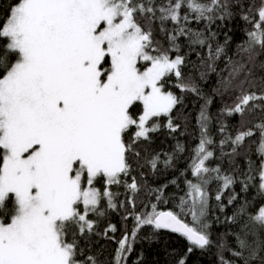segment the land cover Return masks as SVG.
Here are the masks:
<instances>
[{"label":"snow or ice","instance_id":"snow-or-ice-1","mask_svg":"<svg viewBox=\"0 0 264 264\" xmlns=\"http://www.w3.org/2000/svg\"><path fill=\"white\" fill-rule=\"evenodd\" d=\"M237 6L249 23L255 8L258 21L240 51L247 54L253 68L264 69V61L257 62L264 54V0L259 6L250 4L246 11L244 0H17L0 24V264H100L93 255L78 259L84 249L76 236L87 240L95 234L96 221L89 216L105 215L102 201L106 199L110 209L118 207L116 193L109 186L124 182L131 171L126 153L132 152V144L126 143V134L134 127L133 143L150 140L159 125L149 121L161 116L168 117L171 131L178 129L171 113L182 101L164 91L166 77L175 76L182 92L201 94L194 83L185 82L184 57L173 58L170 52H178L177 40L188 36L192 44L208 47V69L215 71V61L225 55L227 38L213 49L210 41L217 33L206 35L187 25L190 18L208 25L230 20ZM157 20L168 47L153 37L150 25ZM168 21L177 26L171 32L165 28ZM229 63L232 71L222 81L225 91L233 88L247 67ZM252 75L249 70L248 77ZM248 77L236 85L241 91L233 104L224 108L227 115L240 116L241 128L246 113L264 112V90L259 95L246 91V82L256 86V80ZM260 82L264 84V76ZM203 99L201 139L191 169L196 182H187L181 214L158 212L153 205L151 213L135 217L137 229L143 225L170 229L187 238L189 252L193 246L201 250L215 246L219 264H264V206L253 214L241 205L224 217L226 226L239 225L238 230L228 228L219 243L211 239L206 185L211 180L220 182L215 200L224 211L223 191L237 179L206 164L214 157L209 147L214 141L206 111L212 100ZM137 105L143 110L138 119L130 111ZM257 133L258 140L249 141V146L256 144L259 168L248 159L242 188L246 192L258 176V194L264 196V120L238 130L234 138L228 135L220 144L222 150L231 144V152L223 154L234 157L246 138ZM158 163L159 157L150 161L153 170ZM99 178L104 179L103 192L95 186ZM127 187L134 193L140 190L135 180ZM235 200L232 194L228 203ZM130 203L134 208V201ZM184 213L194 226L185 221ZM241 217H246L243 223ZM229 235L235 247L228 245ZM130 250L125 236L119 242L116 264H122ZM225 251L230 254L227 258Z\"/></svg>","mask_w":264,"mask_h":264},{"label":"trees","instance_id":"trees-1","mask_svg":"<svg viewBox=\"0 0 264 264\" xmlns=\"http://www.w3.org/2000/svg\"><path fill=\"white\" fill-rule=\"evenodd\" d=\"M16 2L17 0H0V24L5 22L9 9ZM159 2L160 0H157V3ZM252 3L259 6L260 0H244L245 11ZM232 10L236 13L232 19L217 20L212 25H208L206 21L190 18L187 26L192 31L204 32L206 35L217 33L215 39L210 41L213 49L217 43L224 45L227 38L225 55L215 61V71H210L208 69V47L192 44L188 36L179 37L177 40L179 51L170 52V56L173 58L176 55L184 57L185 63L182 71L185 82L194 83L199 88L201 95L196 96L192 93L182 92L177 87L175 76L166 77L167 83L164 91H171L182 101L171 113L172 123L178 125V129L175 132L171 131L168 127V117L161 116L153 117L149 121V124L155 122L159 125L158 130L150 134V140L141 139L133 143L134 127L126 134V143L132 144V152L126 153L131 171L123 178L124 182L109 186V190L116 193L115 202L118 207L116 209L108 208L105 199L101 202L105 215L89 216V219L96 221L95 234L87 240L79 235L76 236L80 247L84 249L83 256H79L78 259L84 260L87 256L93 255L100 264H116L115 258L119 250V242L128 236L131 250L122 259V264H178L181 259L185 260V264H219V249L217 247L201 250L193 246V250L189 252L190 243L186 237L169 230L155 229L151 225H143L137 229L135 220L137 215H142L145 212L151 213L153 205L158 212L172 211L178 215L181 214L180 200L187 191V182L189 180L196 182L191 169L195 159L194 153L201 139L199 112L205 97L212 100L206 111L211 117L209 134L214 141V144L209 146L210 150L214 152V157L206 161V164L210 167H220L222 172L237 179L235 185L223 191L221 203L225 205L224 211L217 207L218 202L215 200V196L220 190V182L211 180L206 185L209 193L207 219L212 225L209 229L212 233L211 239L219 243L220 237L228 228L238 230L239 225L226 226L224 217L225 215L231 216L241 205L246 207L248 213L253 214L257 212L259 206H264V196L258 194L256 187L258 176L246 192L242 188V182L245 179L243 174L248 171V159L253 161L255 168H259L260 157L256 154V144L253 143L249 146V141H257L259 134L246 138L245 146L238 150L240 154L234 157L223 154L231 152V144L224 145L223 150L220 144L228 135L234 138L238 130H246L258 121L264 120V112L257 109L252 113L245 114L244 127L241 128L239 115L229 116L224 112L225 106H231L236 96L240 94L241 89L236 85L248 77L249 70L253 75L248 79H255L256 86L251 87L246 82L243 86L244 89L249 92L254 91L258 95L264 90V84L260 82V77L264 76V69L253 68L248 63L247 54L240 51V45L245 44L247 40V33L253 30L254 23L258 21V17L255 16V8L250 14L253 17L252 23L241 18L238 6ZM138 19L142 24H146L142 18ZM150 27L154 39L164 47H168L166 33L160 31L159 20L154 21ZM176 27L171 21L165 23V28L169 32ZM230 60L245 64L247 67L236 77L233 88L225 91L222 81L227 80L232 71ZM259 61H264V54L257 58L258 63ZM257 103L262 102L257 101ZM130 111L133 117L138 119L143 111L142 105L134 106ZM222 125L226 126L224 131H221ZM155 157H159V163L157 169L153 170L150 161ZM169 160L173 161L171 166L166 164V161ZM133 180L140 189L135 193L127 187V184H131ZM95 186L103 192L105 189L104 179L99 178ZM232 194L236 195V200L229 204L228 201ZM130 201H134V208ZM183 217L187 223L194 226L190 216L184 213ZM218 218L219 223H217ZM244 219L246 217H241L240 223H243ZM113 227L115 231L111 230ZM67 239L71 242V233ZM227 243L229 246L235 247L234 237L229 235ZM224 255L226 258L230 256L227 251L224 252Z\"/></svg>","mask_w":264,"mask_h":264},{"label":"water","instance_id":"water-1","mask_svg":"<svg viewBox=\"0 0 264 264\" xmlns=\"http://www.w3.org/2000/svg\"><path fill=\"white\" fill-rule=\"evenodd\" d=\"M164 212H168V211H164ZM165 230H169V231H171L170 229H165ZM172 232V231H171ZM179 234V233H178ZM181 235V234H180Z\"/></svg>","mask_w":264,"mask_h":264}]
</instances>
